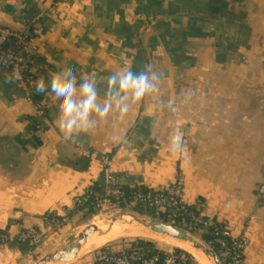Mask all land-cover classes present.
<instances>
[{
    "label": "crops",
    "instance_id": "1",
    "mask_svg": "<svg viewBox=\"0 0 264 264\" xmlns=\"http://www.w3.org/2000/svg\"><path fill=\"white\" fill-rule=\"evenodd\" d=\"M0 26L18 35L9 47L26 48L35 78L30 89L0 68V264L35 261L42 248L25 233L58 246L105 161L123 186L181 181L184 204L245 239L244 264H264V0H0ZM147 65L158 90L72 140L54 99H31L38 80L67 70L95 77L102 97L112 72ZM177 132L183 151L172 154Z\"/></svg>",
    "mask_w": 264,
    "mask_h": 264
},
{
    "label": "built area",
    "instance_id": "2",
    "mask_svg": "<svg viewBox=\"0 0 264 264\" xmlns=\"http://www.w3.org/2000/svg\"><path fill=\"white\" fill-rule=\"evenodd\" d=\"M18 38L13 31L0 26V46L10 43L11 40ZM20 48V46H19ZM13 50L10 47L5 52H0V68L7 72L16 71L20 75L21 81L30 89L34 87V73L32 67L27 66L25 57L26 48ZM102 176L105 180V197L106 199L96 208L102 206H110L119 208L118 203L124 197L123 193L116 187L118 179L111 172V162L105 161L102 164ZM258 199L264 204V183L260 184L257 189ZM110 198V199H109ZM116 203H112V199ZM87 198H77L75 205L83 204ZM124 201V199H123ZM134 204H141L145 208H150L156 216L163 215L166 219L164 223L177 226L183 230L193 233H203L206 227L212 226L213 222L203 215V207L199 203L195 207H189L183 201V188L181 181H178L172 187L164 191H155L154 193L135 194L132 199ZM49 226L57 228L60 224L56 218L49 216L46 219ZM220 235L230 240V244L226 240H217L220 245V258L228 264H244V253L247 242L243 238H232L228 227L222 224ZM22 243L31 242L38 244L41 237L34 233H25L20 236ZM7 241V237L0 234V246ZM161 252V251H160ZM159 252V253H160ZM88 264H190L188 259L175 252H162L154 256H147L141 253L137 248H119L111 251L108 248L99 250L91 263Z\"/></svg>",
    "mask_w": 264,
    "mask_h": 264
},
{
    "label": "clouds",
    "instance_id": "3",
    "mask_svg": "<svg viewBox=\"0 0 264 264\" xmlns=\"http://www.w3.org/2000/svg\"><path fill=\"white\" fill-rule=\"evenodd\" d=\"M159 75L151 65L141 71L125 66L112 72L104 84L101 97L95 77L80 78L67 70L52 75L47 81L36 82L37 93L54 99L55 125L65 140H72L88 131L97 122L106 120L110 114L123 118L130 106L140 103L158 90ZM169 149L172 154L183 151V141L177 132L171 135Z\"/></svg>",
    "mask_w": 264,
    "mask_h": 264
},
{
    "label": "rangeland",
    "instance_id": "4",
    "mask_svg": "<svg viewBox=\"0 0 264 264\" xmlns=\"http://www.w3.org/2000/svg\"><path fill=\"white\" fill-rule=\"evenodd\" d=\"M80 217L77 219V221L69 228L67 231H65L59 238L60 243L58 246L55 247H46L42 246V240L38 245L41 251L37 253L35 256V261L33 260L32 264H37L39 260L43 259L46 255L51 254L52 252L59 250L61 248H64L68 244V240L72 238H77L79 234L82 233V231L87 228L89 225H94L98 222H109V221H115V220H121L123 217H131L133 221H152L156 220L159 222H163L159 219H155L151 216H143L138 214L134 211L132 207L120 209V208H112L110 206H102L99 208L94 214L91 215H85V213H80ZM67 222V221H66ZM136 224V223H135ZM191 238L198 241L199 243L203 245H207L202 239H201V233H193L187 230H184ZM161 239H153L149 236H130V235H123L118 236L108 242L107 244L100 246L98 248L91 249L88 253H80L78 258L74 260L73 262L69 264H88L91 263L92 260L95 257V254L101 250L108 248L111 251L118 250L119 248H129L130 245L134 243L137 240H144L147 242H153L154 246L160 250L161 252H174L175 250H180L177 246V243L181 245L182 242H179L177 240H174L172 238H169L167 236L159 235ZM165 240V241H164ZM208 246V245H207ZM38 247V248H39ZM210 247V246H209ZM210 249H212L210 247ZM182 250V249H181ZM185 252V251H184ZM189 254V253H188ZM28 264V263H27ZM49 264H66V263H49ZM68 264V263H67Z\"/></svg>",
    "mask_w": 264,
    "mask_h": 264
},
{
    "label": "trees",
    "instance_id": "5",
    "mask_svg": "<svg viewBox=\"0 0 264 264\" xmlns=\"http://www.w3.org/2000/svg\"><path fill=\"white\" fill-rule=\"evenodd\" d=\"M9 48V43L0 46V52H5ZM27 59V66L31 67L32 62L30 60L29 54L25 55ZM31 99L33 102L36 104L38 108H41L42 105V97L39 93L36 91H33V94L31 96ZM45 111V110H44ZM114 187L118 188L124 195L122 200L118 203V207L121 209L132 207L135 212H137L140 215L143 216H151L155 219H159L161 221H165V217L163 215L156 216L154 214V211H152L150 208H145L141 204H134L132 199L135 194H146V193H154L155 191L149 190L143 187H128V186H123L119 182L116 184ZM83 198H87L86 202H83V204L80 205H75L74 211L76 213H85V215H91L94 214L98 208H96L100 203H102L106 197H105V180L104 177L101 176L100 179L94 183L87 191L86 193L82 196ZM110 199V198H109ZM112 199V198H111ZM124 199V201H123ZM112 203H116L114 199H112ZM223 228L222 224L220 223H213L212 226L206 227L204 232L201 233V239L208 245L210 246L215 253L219 256L220 258V245L216 242L217 240H226L228 244H230V240L227 238H223L220 235H215V233L219 234L221 232V229ZM4 235V234H2ZM5 236V235H4ZM131 248H137L141 253L146 254L147 256H154L156 254H162L160 250H158L153 242H147L144 240H137L134 243H132ZM160 252V253H159ZM178 255H182L186 257L189 261L190 264H198L195 259L188 254V252H184V250H175L174 251ZM222 264H228L227 262H223L222 259L220 258Z\"/></svg>",
    "mask_w": 264,
    "mask_h": 264
},
{
    "label": "water",
    "instance_id": "6",
    "mask_svg": "<svg viewBox=\"0 0 264 264\" xmlns=\"http://www.w3.org/2000/svg\"><path fill=\"white\" fill-rule=\"evenodd\" d=\"M117 221V220H115ZM144 227L149 228L151 232L167 236L180 242L192 244L193 248L202 252L206 257L211 258L214 264H222L219 256L209 246L203 245L198 241L191 238L183 229L164 222L156 220L146 221ZM99 232L98 228L94 225H89L85 228L77 238H70L66 247L61 248L46 255L43 259L39 260L37 264L49 263H71L76 260L80 254L82 246L88 242L94 234Z\"/></svg>",
    "mask_w": 264,
    "mask_h": 264
},
{
    "label": "bare ground",
    "instance_id": "7",
    "mask_svg": "<svg viewBox=\"0 0 264 264\" xmlns=\"http://www.w3.org/2000/svg\"><path fill=\"white\" fill-rule=\"evenodd\" d=\"M145 222L146 221L135 222L131 217H123L121 220L117 221L95 223L94 226L98 228L99 232L94 234L92 238L82 246L80 253H88L91 249L103 246L114 238L123 235L149 236L153 239H161L158 234L144 227ZM177 246L188 252L198 264H214L211 258L195 250L190 243L182 242L181 245L177 243Z\"/></svg>",
    "mask_w": 264,
    "mask_h": 264
}]
</instances>
